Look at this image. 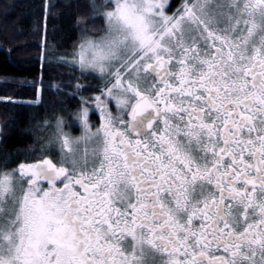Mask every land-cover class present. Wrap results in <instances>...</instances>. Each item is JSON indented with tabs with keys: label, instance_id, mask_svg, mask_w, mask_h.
I'll return each mask as SVG.
<instances>
[{
	"label": "snow or ice",
	"instance_id": "obj_1",
	"mask_svg": "<svg viewBox=\"0 0 264 264\" xmlns=\"http://www.w3.org/2000/svg\"><path fill=\"white\" fill-rule=\"evenodd\" d=\"M88 8L102 86L0 167V264H264V0Z\"/></svg>",
	"mask_w": 264,
	"mask_h": 264
},
{
	"label": "trees",
	"instance_id": "obj_2",
	"mask_svg": "<svg viewBox=\"0 0 264 264\" xmlns=\"http://www.w3.org/2000/svg\"><path fill=\"white\" fill-rule=\"evenodd\" d=\"M45 3L0 0V167L38 155L51 134L45 122L52 124L54 115H69L76 108L79 96L72 94L77 78L60 58L86 36L102 33L99 22H78L91 16L90 0H50L46 18ZM171 3L175 7L179 0ZM82 84L102 86L95 79Z\"/></svg>",
	"mask_w": 264,
	"mask_h": 264
},
{
	"label": "rangeland",
	"instance_id": "obj_3",
	"mask_svg": "<svg viewBox=\"0 0 264 264\" xmlns=\"http://www.w3.org/2000/svg\"><path fill=\"white\" fill-rule=\"evenodd\" d=\"M178 6V5H177ZM101 35H103V32L101 33ZM101 35L99 36H92V37H85L83 40L85 39H98ZM78 50V48L74 51H71L70 53L68 52L67 54H64L65 58H66V62H67V66L70 67L71 71L73 72L74 76L73 78L76 79L77 81L75 82V84L77 83H81L83 82V80H96L97 82H99L100 84H102V81L101 79L97 76V74L95 73H84L83 75L81 74V71L79 70V67L78 65H75L73 63H71V58L73 56V54ZM77 76V77H76ZM85 76H87L88 78L85 79ZM95 77V78H93ZM37 86H39L37 88V91L39 92L40 91V84H38ZM88 95H90L89 93H86ZM14 102H22V103H27V104H30V103H37V100H34V101H30V100H23V99H15V100H12ZM65 117L66 120H70L71 118L69 117V115L67 114H64L63 115ZM91 119L92 121L95 123L97 121V118L95 116H91ZM66 131H70L72 135L74 136H79L80 135V129L78 127V124H74L72 127H66L65 129ZM51 136V134L48 136V138ZM44 143H45V140H44Z\"/></svg>",
	"mask_w": 264,
	"mask_h": 264
}]
</instances>
